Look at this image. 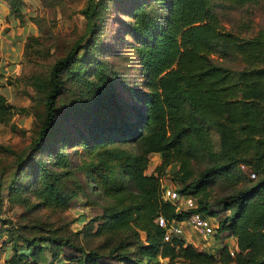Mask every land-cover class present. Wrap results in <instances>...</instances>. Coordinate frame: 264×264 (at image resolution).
I'll list each match as a JSON object with an SVG mask.
<instances>
[{
    "label": "rangeland",
    "instance_id": "obj_1",
    "mask_svg": "<svg viewBox=\"0 0 264 264\" xmlns=\"http://www.w3.org/2000/svg\"><path fill=\"white\" fill-rule=\"evenodd\" d=\"M88 1L0 0V89L17 105L8 118L0 119V264H23L36 249L26 239L39 240L46 235L68 236L93 251L87 256V264H130L134 255L129 251H122L129 257L112 260L100 255L110 250L118 254L121 246L131 250L144 241L142 229H138V239L130 229L116 233L98 230L113 203L82 163L104 144L100 137L106 138V145L136 151L130 134L115 127L134 121V107L140 105L136 97L146 89V71L130 30L132 11L143 3L148 15L163 23L168 0H92L93 30L83 12ZM211 8L224 29L238 40L264 30V0H211ZM74 43L76 58L62 72L56 119L38 147L34 139L44 115L43 90L52 64ZM210 56L229 67L235 77L247 65L235 46L225 40L213 44ZM98 71L105 74L104 81L97 76ZM88 81L110 82L111 89L106 95L91 93ZM210 136L214 155L199 149L191 158L187 181L195 182L206 168L224 160L219 156L218 131L210 128ZM160 160L159 152L152 153L145 171H153ZM45 170L57 174L63 188L76 191L65 205H46L38 196V189L45 184ZM250 171L248 165L236 164L231 167L232 176L212 173L206 178L204 192L215 210L209 215L221 218L233 211L236 193L259 177ZM180 175V162L173 160L160 172L159 184L178 189L183 183ZM228 196L232 199L228 209L215 204ZM216 232L215 247L209 243L210 250L218 255L226 243L235 251L232 235ZM219 234L225 241L229 238L221 241ZM40 244L45 248L42 264H84L78 252L62 247L59 241L42 240ZM70 252L76 256L67 258ZM214 263L235 264L233 260Z\"/></svg>",
    "mask_w": 264,
    "mask_h": 264
},
{
    "label": "trees",
    "instance_id": "obj_2",
    "mask_svg": "<svg viewBox=\"0 0 264 264\" xmlns=\"http://www.w3.org/2000/svg\"><path fill=\"white\" fill-rule=\"evenodd\" d=\"M147 11L145 4H136L130 24L146 71V89L136 97L140 105L134 107V121L115 126L130 134L136 142V151L106 145V138L100 137L104 144L98 145L101 147L82 163L95 175L103 194L113 203L98 230L116 233L130 229L137 239L138 229L145 231L144 241L134 249L121 246L120 252L125 250L134 255L130 264H211L230 260L235 264H264V30L238 40L224 29L211 8V0H168L163 23L155 22ZM83 12L93 30L92 0ZM220 40L232 43L247 63L237 77L229 67L214 62L210 56L213 44ZM76 52L74 43L52 64L43 90L44 115L34 139L38 147L56 119V101L63 88L62 72L75 60ZM97 76L104 81L103 72L98 71ZM87 86L97 95H106L111 89L110 82L105 85L88 81ZM15 108L17 105L0 89V119L8 118ZM210 128L218 131L219 156L224 160L206 168L195 182L187 181L191 158L199 149L214 155ZM157 152L161 155L160 162L153 171L146 172L151 154ZM173 160L180 162L179 178L183 182L175 189L182 195H191L197 209L205 213L215 214L204 192L206 178L212 173L229 177L232 166L246 164L252 176L259 175L251 185L236 193L238 199L233 211L219 217L217 229L220 234L226 231L224 235L234 237L235 255H231L226 243L216 255L181 236L163 238L165 229L155 217L162 213L167 218L180 219L191 210L184 206L177 210L174 202L162 198L160 172ZM44 175L45 184L37 192L44 204L65 205L76 193L63 188L58 175L52 171L45 170ZM198 193L202 194L196 198ZM231 201L228 196L216 200L215 204L228 209ZM49 239L78 252L84 264L93 253L68 236L46 235L39 240L26 239L36 249L31 252V258L25 256L23 264H42L45 248L40 241ZM74 252L68 253L67 258L76 256ZM120 252L110 250L100 257L108 260L129 257L126 252Z\"/></svg>",
    "mask_w": 264,
    "mask_h": 264
},
{
    "label": "built area",
    "instance_id": "obj_3",
    "mask_svg": "<svg viewBox=\"0 0 264 264\" xmlns=\"http://www.w3.org/2000/svg\"><path fill=\"white\" fill-rule=\"evenodd\" d=\"M161 195L164 200H171L174 202L177 210H180L182 206L191 208L186 216L180 219H170L165 217L162 213H159L155 217V221L165 229L163 238L165 240H170L173 236H181L184 237L186 241L194 244V240L187 236H190L191 233L195 232L207 242L204 246L210 248L208 241L210 237L211 239L215 238L213 237V234L217 233L219 217L198 210L197 203L191 195H182L177 189L171 186H162ZM230 253H234L232 248L230 249Z\"/></svg>",
    "mask_w": 264,
    "mask_h": 264
},
{
    "label": "crops",
    "instance_id": "obj_4",
    "mask_svg": "<svg viewBox=\"0 0 264 264\" xmlns=\"http://www.w3.org/2000/svg\"><path fill=\"white\" fill-rule=\"evenodd\" d=\"M7 54H9V52H7ZM187 237H190L191 239H193L194 241V244L197 246V247H199V248H202V247H205L204 245H205V243H207V242H205L204 241V239H203V237H201L199 234H197V233H191L190 234V236H187ZM227 238H229V237H227ZM227 238H226V241H227ZM232 238L234 239V237L232 236ZM230 239H231V237H230ZM224 241H225V238L223 239ZM225 241V242H226ZM214 241H213V239H211V237L209 238V241H208V243H211L210 245H211V247H215V243H213ZM234 244H233V247L236 249L237 247H236V245H235V239H234V242H233ZM213 251V250H212ZM213 264V263H212ZM215 264V263H214Z\"/></svg>",
    "mask_w": 264,
    "mask_h": 264
},
{
    "label": "clouds",
    "instance_id": "obj_5",
    "mask_svg": "<svg viewBox=\"0 0 264 264\" xmlns=\"http://www.w3.org/2000/svg\"><path fill=\"white\" fill-rule=\"evenodd\" d=\"M229 236V235H228ZM221 241H223V239H220ZM203 248V247H202ZM203 249H206V250H209V251H212L210 250V248H203ZM231 249V248H230ZM233 249V248H232ZM234 250V249H233ZM214 252V251H213Z\"/></svg>",
    "mask_w": 264,
    "mask_h": 264
},
{
    "label": "bare ground",
    "instance_id": "obj_6",
    "mask_svg": "<svg viewBox=\"0 0 264 264\" xmlns=\"http://www.w3.org/2000/svg\"><path fill=\"white\" fill-rule=\"evenodd\" d=\"M1 17V16H0ZM1 19V18H0Z\"/></svg>",
    "mask_w": 264,
    "mask_h": 264
}]
</instances>
